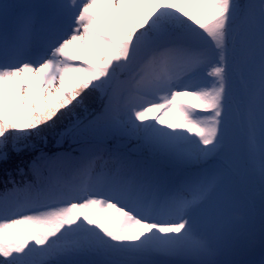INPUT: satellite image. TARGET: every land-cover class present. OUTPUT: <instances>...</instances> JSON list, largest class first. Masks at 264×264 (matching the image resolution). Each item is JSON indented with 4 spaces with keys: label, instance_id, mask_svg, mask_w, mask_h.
Here are the masks:
<instances>
[{
    "label": "snow or ice",
    "instance_id": "obj_1",
    "mask_svg": "<svg viewBox=\"0 0 264 264\" xmlns=\"http://www.w3.org/2000/svg\"><path fill=\"white\" fill-rule=\"evenodd\" d=\"M0 185V264H264V0H0Z\"/></svg>",
    "mask_w": 264,
    "mask_h": 264
},
{
    "label": "rangeland",
    "instance_id": "obj_2",
    "mask_svg": "<svg viewBox=\"0 0 264 264\" xmlns=\"http://www.w3.org/2000/svg\"><path fill=\"white\" fill-rule=\"evenodd\" d=\"M187 8V7H186ZM185 8V9H186ZM101 15V18L105 21V23H107L109 25V27L111 28L112 27V24L110 22V15L111 13L109 12L108 9L104 8V7H98L97 9ZM144 11H148L149 10V6H144ZM79 58L81 60H87L89 63H95V61L89 57V55L87 53H80L78 54ZM19 81V78H17V82ZM43 86V83L42 81H34L32 79V75L29 74L28 76V79L26 81V87L27 88H30L31 90V94H32V97H35V95L38 93H40V89L42 88ZM12 90L13 92L15 91V84H13L12 86ZM67 87V86H66ZM27 94V92H26ZM54 98V94L48 96V97H45L42 99V101L40 103L37 104L38 107H41L43 108L44 106H46L48 103H50ZM56 99H58V97H55ZM23 103V102H21ZM70 106V105H69ZM65 109H61L60 111H64Z\"/></svg>",
    "mask_w": 264,
    "mask_h": 264
},
{
    "label": "trees",
    "instance_id": "obj_3",
    "mask_svg": "<svg viewBox=\"0 0 264 264\" xmlns=\"http://www.w3.org/2000/svg\"><path fill=\"white\" fill-rule=\"evenodd\" d=\"M186 7H187V6H185V8H186ZM185 10L191 11V9H190L189 7H187ZM33 102L37 105L38 103L41 102V100H40L39 98H37V99H35ZM0 190H2V185H0Z\"/></svg>",
    "mask_w": 264,
    "mask_h": 264
}]
</instances>
